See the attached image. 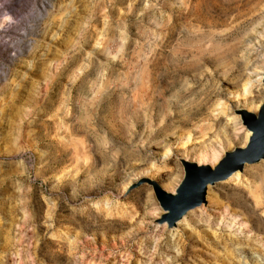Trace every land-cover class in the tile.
<instances>
[{"label": "rangeland", "instance_id": "rangeland-1", "mask_svg": "<svg viewBox=\"0 0 264 264\" xmlns=\"http://www.w3.org/2000/svg\"><path fill=\"white\" fill-rule=\"evenodd\" d=\"M263 71L264 0H0V264H264V167L154 192Z\"/></svg>", "mask_w": 264, "mask_h": 264}, {"label": "bare ground", "instance_id": "bare-ground-1", "mask_svg": "<svg viewBox=\"0 0 264 264\" xmlns=\"http://www.w3.org/2000/svg\"><path fill=\"white\" fill-rule=\"evenodd\" d=\"M264 74V71H263ZM262 81L264 82V76L262 75ZM245 90V88L243 89V91ZM240 96V92L237 93V97ZM262 99H264V93H263V97ZM260 103V99L259 100H254V98L251 97H247V98H243V99H237L234 101L229 102V104H227V106H231L232 108H238L240 107V105H242L241 107H244L242 109H240L238 111L239 115H240V119H241V123L246 127L247 131L245 132L244 136H241L237 133V131L240 129V127L238 126L239 121L236 117H232V119H227L224 121V123L222 125H220V127H218L216 129V127L214 128V120H212V118H210L209 115H206L204 118V120H206L208 122V125L203 127L202 129H200L199 133H200V143H198L199 146H207V154H206V149H201L198 152V162L196 161H190L187 159H183L181 158V163L183 166V172L185 175L186 172V178L185 181H183L181 188L182 190L185 188L186 186V182H188L191 178V173L195 172V170L191 169L190 167H184L183 163L184 162H188V163H192L194 165L195 168L199 169L201 166H207L209 169H213L217 163L224 157L225 153H229L232 152L234 149H243L245 148V146L247 145L249 138L251 136V134L253 133L252 130H256L253 127H251L249 120H247L245 118V116L243 115V112L245 113H251L254 115V117L256 119H258L259 114L261 112L260 107L264 104H261V106L259 107L257 113H254L252 111H250L251 109L254 108H258V105ZM231 120V121H230ZM213 121V122H212ZM186 124V123H185ZM258 132V131H257ZM210 134V135H209ZM219 136V137H218ZM187 139H189V137H187ZM230 143H237L240 146H236L234 147L232 150L229 151H225L223 153V156H221L222 153V148L226 145H229ZM245 143V144H244ZM244 144V145H243ZM201 161H209L211 163L216 162L215 164H209V163H200ZM254 163V166L256 168H263L264 167V156H259ZM244 164H251V163H243L242 168L244 166ZM240 171L241 168L238 169H234L232 172H230L229 174H227L225 177L220 178L219 180L216 179L214 181H210V182H205L204 187H203V200H206V196H207V192H208V188L209 186H212L213 184H215V182L219 183L220 180L225 179L229 176V179H237L240 176ZM183 175V177H184ZM183 179V178H182ZM187 179V180H186ZM182 181V180H181ZM181 181L179 182V184L181 183ZM186 183V184H185ZM156 184L158 185V187L165 192L167 195L170 196H183V192L180 189H178L179 184L176 186V188L173 191H167L165 189H163L157 182ZM221 183H219L214 189L210 190V195L211 196H215V189H217L218 186H222ZM173 184H170L168 187L172 188ZM180 190V191H178ZM189 193V194H188ZM188 196L193 195V191L188 192ZM203 200L200 201L198 204L196 205H191L188 207H184L182 208V211L179 215V217L175 220L177 223L182 220L189 211L193 210L194 208H197L198 206H201L203 203ZM167 212V210H165ZM179 220V221H178ZM208 222V221H207ZM206 222V225L204 226V228L206 230L210 229V226L208 225V223ZM176 223V224H177ZM186 225V224H185ZM202 227H200L201 229ZM245 236V235H244ZM247 237H249V235H247ZM264 249V246H263Z\"/></svg>", "mask_w": 264, "mask_h": 264}, {"label": "water", "instance_id": "water-1", "mask_svg": "<svg viewBox=\"0 0 264 264\" xmlns=\"http://www.w3.org/2000/svg\"><path fill=\"white\" fill-rule=\"evenodd\" d=\"M264 76V74H263ZM261 112L259 118L256 119L253 114L243 112V115L249 120L251 127L256 130H252L249 141L245 148L234 149L232 152L225 153L224 157L217 163L213 169H209L207 166H201L199 169L195 168L192 163L184 162V167H190L195 170L191 173V178L186 182L185 188L182 190L181 185L186 178L185 175L179 184L178 189L181 188L183 196L177 195L170 196L163 192L157 185H154V192L159 201V204L168 210V220L170 222L176 220L182 208L191 205H196L203 200V187L205 182L214 181L225 177L234 169H240L243 163L255 162L259 156H264V104L260 107ZM187 180V179H186ZM180 191V190H178ZM193 191V195L188 196V192ZM188 193V194H187Z\"/></svg>", "mask_w": 264, "mask_h": 264}, {"label": "built area", "instance_id": "built-area-1", "mask_svg": "<svg viewBox=\"0 0 264 264\" xmlns=\"http://www.w3.org/2000/svg\"><path fill=\"white\" fill-rule=\"evenodd\" d=\"M13 54V52H10V55H12Z\"/></svg>", "mask_w": 264, "mask_h": 264}]
</instances>
